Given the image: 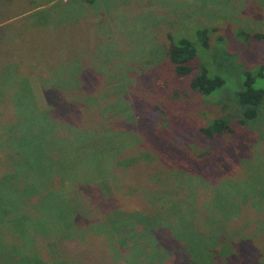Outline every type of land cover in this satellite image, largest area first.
Returning a JSON list of instances; mask_svg holds the SVG:
<instances>
[{"label":"rangeland","instance_id":"374dc122","mask_svg":"<svg viewBox=\"0 0 264 264\" xmlns=\"http://www.w3.org/2000/svg\"><path fill=\"white\" fill-rule=\"evenodd\" d=\"M75 1L0 0V112L8 110L14 119L0 128V147L23 143L30 161L20 158L19 173L32 180H41L34 155L42 145L47 154L57 151L50 155L68 168L63 173L52 163L53 174H45V181L55 176V185L44 205L49 215L37 225L44 233L35 232L36 219L25 222L27 245L14 242L16 235L10 245L19 251L33 247L41 258H59L68 249L63 236L73 240L71 249L81 243V223H107L103 220L113 212L140 211L154 213L145 219L156 227L153 239L160 256L148 261L142 253L137 263L123 264H264V103L242 125L243 105L236 95L250 72L254 86L264 87L259 75L264 41L242 35L264 34V0H107L100 3L104 14L98 1L82 9L81 0ZM39 19L53 23L54 30L39 27ZM205 29L208 45L200 37ZM184 38L193 42L197 57L189 62L194 70L179 75L169 47ZM59 63L71 72L48 69ZM201 67L225 79L211 95L192 88ZM72 75L77 81H71ZM51 81L62 83V92L89 110L100 104L109 113L100 112L101 120L93 117L95 125L86 135L73 124H39L43 131L37 139L32 134L9 138L18 133L19 126L13 132L8 128L18 125L20 116H28L27 128L37 130L30 123L34 109L43 112L56 96H64ZM23 92V106L17 108ZM221 117L237 131L215 140L201 138L199 128ZM13 169L11 160L7 172ZM34 207L24 210L33 218L39 213ZM4 209L8 217L18 211L16 206ZM193 228L221 242L210 244L206 255L196 254L188 248L197 233ZM9 262L0 259V264ZM30 263L42 261L31 258Z\"/></svg>","mask_w":264,"mask_h":264},{"label":"trees","instance_id":"16d2710c","mask_svg":"<svg viewBox=\"0 0 264 264\" xmlns=\"http://www.w3.org/2000/svg\"><path fill=\"white\" fill-rule=\"evenodd\" d=\"M93 2L94 0H86L84 3L77 5H81L80 9H82L85 8V6L92 4ZM83 18L84 16L82 17V19ZM39 20V27L54 30L55 26L53 25V23L51 24V22H48V20ZM83 20L87 21V24L89 22H92V20L89 21L90 19L88 18ZM206 30L207 29L203 30L204 35L200 34V37L204 40V45H208V34H206ZM242 35L247 38L254 37L257 40L264 41V34L261 32H256L254 34L245 32ZM7 55L8 53L5 56ZM13 55L14 56L12 59H15L17 54L13 53ZM169 55L170 60L172 61V63H174L177 69L176 71L179 75H183L190 70H194V68L189 65V62L197 57V52L193 42L189 39L184 38L181 39L178 44L173 43L169 47ZM65 64L66 63H59V65H62L60 66V68H57V66L59 65L56 66L55 64H52V66L48 67V69L50 70L55 68L56 72L60 74L64 72H71L69 69L66 71L62 70ZM74 75H72L73 79L71 81H77L78 78H76ZM259 75H262V77L264 76V66L261 67ZM254 78L256 79V77L251 72L247 73L242 89H240L236 94L238 96L239 102L241 103V105H243V117L238 122L242 125L246 121L255 118L259 112V107L264 103V87H255ZM71 81L70 84L72 89H76L77 86L73 85ZM50 83L53 84L52 86L55 91H59L61 94L63 93L64 96H56L57 98L54 103L48 104L47 106L49 109H46L43 112L35 110L33 105H30L34 109V113L30 123H33L32 126H36L37 130H34L35 127H33V129L27 128V125L29 124H26V121L24 119L28 118V116L24 117L23 114V116L19 117L20 120L18 122V125H13V127L8 128L9 131L13 132V130H15V128L19 126L17 130L18 133H16L15 135H10L9 138H12L15 141L18 140L21 135L27 138V135L32 134L33 138L37 139L34 136L41 137L43 131L42 126L41 130L38 128L37 125L39 124H48L53 126L66 123L73 124L70 126L78 129L80 134L82 133V135H86L85 133L90 131L88 130V128L95 125L93 124V117H95L96 120H101V113L105 115L110 111L108 106L102 108L100 104L98 107L96 106L92 110H89L87 106L79 102L77 99L74 100L71 99V96H67L64 90L62 92L61 89L65 88L62 83L56 81H51ZM224 84L225 79L222 76L218 74L212 75L210 71L205 67H201L198 70L197 75L192 80V88L195 92H198L202 95H211L216 90L220 89ZM72 91L74 93L76 92L74 90ZM28 92H31V89H29ZM24 95L26 94L23 92V94L20 95L21 102H16L14 106H16L17 108L18 106L22 108V99ZM77 106L80 110H76V108H78ZM13 120V116L8 110L0 112V128L2 127V124H12ZM76 126H78V128ZM37 131H39V133ZM236 131V128L233 127L225 117L214 119L208 125L201 126L199 128L200 137L204 138L205 140H215L218 137L223 136L225 133L232 134ZM87 137L89 136L87 135ZM35 139L32 140L36 141ZM22 144L21 146H19L20 149L12 144H9V146L12 145L13 147H9L8 145H3L0 147V237L2 236L0 238V259L8 258L10 262L7 264H31V258H40L42 264H123V262L137 263L139 261V258H136V255L139 254V256H141L142 253H144L145 257L148 258V261L158 260L160 251L158 250V246L156 245L157 242L153 239L155 236L157 237L158 232L156 230V227H153V224L150 225L152 223L151 220L147 221L145 219L146 214L148 218H154V213H146L145 215H143L140 211L113 212L111 213L112 215L109 214L110 219L103 220L107 221V223L101 222L102 220L100 222H93L92 224H89V226L87 224L81 223V225H84V228L80 227L79 230L80 236L82 235L84 237L80 238L82 240L81 243H79L75 248L71 249V245L74 246L73 240H68L69 237L65 238V236H63L64 238H61L62 242L64 243V245L68 244V249H66L67 253L64 255L62 254L59 258H41L38 252L32 250L33 247L29 248L28 246L24 245L22 250L20 249L19 251L16 247H13L14 245H10L8 241H11L12 237H14L15 235L16 240L14 242H16L18 239H21L22 242L27 245L30 239L27 236V230L23 227V224L34 219L36 220H34L32 223L33 226H36L37 228V230L35 228V232L38 233L37 235H41L39 234V232L42 233L44 228L42 227V229L40 227H37L38 221L42 222V217L45 215H49L48 213H46L47 210L45 209L44 205L47 199L51 201V195L53 192L52 186L55 185V180L51 181L55 176L51 175L48 180L45 181V174L48 171L53 174L50 168V165L52 163L56 165V168L59 169V171H62L63 173H65V170L68 171V168L63 169L61 167V160L59 159V156L56 157L54 155H50L51 153L57 154L58 152H54L53 150H51V153L47 154V149L43 147V143L40 141L38 144L42 145V147H37V149L35 148L36 151L34 156L36 159V174L38 172L37 177L41 178V180L37 179L38 181H36L32 180L29 175H21L19 173L20 158L21 163H27L30 161L29 150L28 152L23 151ZM208 153H211V151L201 153L200 155L203 156ZM17 156L19 157L18 160L16 159ZM11 160L14 161V169L7 172ZM3 170L5 171L3 172ZM35 195H39V198L35 200L36 202H33L32 198ZM32 203L36 205V207H34ZM6 205L10 207H18L17 213L12 217H8L9 211L8 209H4ZM106 205L107 204H105V206ZM27 206L34 207L36 211H39V213L35 212V218L24 211ZM41 213L42 215H40ZM77 216L80 215L78 214ZM129 216H131V218H128ZM128 222H130L131 225ZM3 228H6L7 230L5 231V233H3L2 231ZM194 230L197 232L196 236L193 238L194 244L189 242L188 248H191L192 251L196 250V254L198 253L199 255H206L207 253L211 252L209 247L210 244L214 242L213 246L214 244L218 246V243L221 242L220 239L218 241H215V234L213 235V233L206 232L204 234H201L199 233V231H197V228L191 229V231L193 232ZM4 235L8 238L9 236L11 237L6 241V239H3ZM173 235L177 238L174 233ZM136 236L137 238L135 239ZM205 238H207L206 241H204ZM129 240L132 241V243L128 242ZM31 245L33 246V244ZM130 245H132V252L129 250L130 247L128 248V246ZM148 249L150 250V254H147ZM162 250L166 254L169 253V249L166 247H163ZM215 250H217V248H214L213 252L215 253V255H218L217 253L219 252H216ZM109 252L111 255L112 253H115L114 256L109 257ZM28 253H30V255H27Z\"/></svg>","mask_w":264,"mask_h":264},{"label":"crops","instance_id":"0c3cea01","mask_svg":"<svg viewBox=\"0 0 264 264\" xmlns=\"http://www.w3.org/2000/svg\"><path fill=\"white\" fill-rule=\"evenodd\" d=\"M76 1H77V0H76ZM85 1H86V0H83V1L81 0L80 2H81V3H84ZM96 1L99 2V5H100V9H101V11H102V14H104V11H103V9H102V7H103L102 5H103V4H100V3H101V2H102V3H105V2H107V0H94V2L92 3V5H94V3H96ZM93 15H94V14H93ZM7 53H9V52H7ZM7 53H6V54H7ZM6 54H5V55H6ZM7 57H9V55H7ZM6 59H7V58H6ZM6 61H7V60H6ZM7 62H8V61H7Z\"/></svg>","mask_w":264,"mask_h":264}]
</instances>
